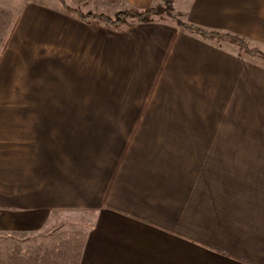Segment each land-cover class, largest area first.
<instances>
[{"label": "crops", "instance_id": "0c3cea01", "mask_svg": "<svg viewBox=\"0 0 264 264\" xmlns=\"http://www.w3.org/2000/svg\"><path fill=\"white\" fill-rule=\"evenodd\" d=\"M173 9L264 53V0ZM0 239L7 264H264V62L24 0L0 49Z\"/></svg>", "mask_w": 264, "mask_h": 264}, {"label": "trees", "instance_id": "16d2710c", "mask_svg": "<svg viewBox=\"0 0 264 264\" xmlns=\"http://www.w3.org/2000/svg\"><path fill=\"white\" fill-rule=\"evenodd\" d=\"M58 1L62 6V8L59 9L61 13L68 16H74V18H76L77 20L87 24H90L88 22V19L94 18L97 19L96 21L102 23L104 26L108 27L109 29H113L116 31L122 30L124 28L132 27L134 24H147V23L162 21V20H154V18H158L161 15H167L170 21H172L178 28L182 29L187 34L195 35L198 38L209 42H213V41L217 43L228 42L236 46L240 52H243L250 56L260 55L261 57L264 58V55H262L257 49L255 48L250 49L245 43V40L240 37L230 36L226 34H219L214 32H205L198 29L197 27L182 22L177 13H170L173 9L174 2L177 0H160V4L158 7H150L141 11L123 10L117 12L113 18H109L104 15H100V16L92 15V14L84 15L79 11L71 10L64 0H58Z\"/></svg>", "mask_w": 264, "mask_h": 264}, {"label": "rangeland", "instance_id": "374dc122", "mask_svg": "<svg viewBox=\"0 0 264 264\" xmlns=\"http://www.w3.org/2000/svg\"><path fill=\"white\" fill-rule=\"evenodd\" d=\"M23 1L24 0H0V49L4 44L6 36L9 34V32L12 28V25H13L17 15H18V12L22 6ZM31 1L42 2L44 4H47L48 6L55 7L58 9L62 8V6L60 5L58 0H31ZM64 1L67 3V5L70 7L71 10L79 11L84 15H87V14H92V15H97V16L102 15V14H98L97 12H95L94 7H91L89 4H86V0H64ZM159 4H160V1H159ZM159 4H157L153 7H158ZM120 11L121 10H119L117 12H120ZM117 12H115L114 14L109 15V16H106V15H104V16L109 17V18H113ZM170 13H175L174 9H172V11ZM72 17H74V16H72ZM164 19H168V16L167 15H161L158 18H154V20H164ZM96 20L97 19L90 18V19H88V22L92 23V24H96V25L102 24ZM247 46L250 49L254 48L248 44H247ZM261 54L264 55V53H261ZM254 57H257L258 59H261L264 62V58L261 57L260 55H255ZM0 242H2L1 239H0ZM1 251H3V254H2L3 258L1 259L0 264H7L5 262V259H7V256H5V255L10 254V253H8L5 250V248L4 249L1 248L0 252ZM20 259H22L23 264H24V261L29 262V260H30L29 253H27V255H25V254L21 255ZM9 264H14L13 260H11L9 262Z\"/></svg>", "mask_w": 264, "mask_h": 264}]
</instances>
